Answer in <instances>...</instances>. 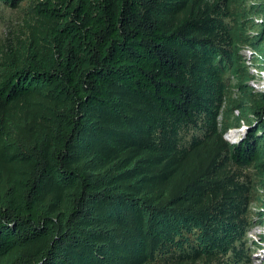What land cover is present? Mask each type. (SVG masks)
I'll use <instances>...</instances> for the list:
<instances>
[{
  "label": "trees",
  "instance_id": "trees-1",
  "mask_svg": "<svg viewBox=\"0 0 264 264\" xmlns=\"http://www.w3.org/2000/svg\"><path fill=\"white\" fill-rule=\"evenodd\" d=\"M32 13L27 39L0 50V264L246 260L256 193L264 221V92L249 85L264 0Z\"/></svg>",
  "mask_w": 264,
  "mask_h": 264
},
{
  "label": "rangeland",
  "instance_id": "rangeland-1",
  "mask_svg": "<svg viewBox=\"0 0 264 264\" xmlns=\"http://www.w3.org/2000/svg\"><path fill=\"white\" fill-rule=\"evenodd\" d=\"M37 0H26L21 3L18 9H10L0 5V50L4 47L5 44H11L12 46L17 45V40H25L30 32V26L35 24L33 19V5ZM247 4L250 5L249 0ZM242 54L244 57L249 60L251 58V52L247 49H244ZM251 73L253 74L254 79L249 85L257 90L258 84L264 81V70L262 73H259V70H255L253 67L250 68ZM258 91V90H257ZM236 115V112L234 113ZM238 130V138L235 142L239 141L245 130ZM235 131V129L230 130L226 135L225 139L229 143L234 142L228 138L229 133ZM234 142V143H235ZM256 191V190H255ZM260 193H256L253 196V202L251 205V226H249L247 235L245 237V242L248 247L246 255L250 252L249 256L246 257L241 264H264V221L263 225L258 223V217L256 215L257 209L261 206V203L258 201ZM211 264H233L228 259H222L214 261Z\"/></svg>",
  "mask_w": 264,
  "mask_h": 264
},
{
  "label": "bare ground",
  "instance_id": "bare-ground-1",
  "mask_svg": "<svg viewBox=\"0 0 264 264\" xmlns=\"http://www.w3.org/2000/svg\"><path fill=\"white\" fill-rule=\"evenodd\" d=\"M228 138L235 142L236 139L238 138V132L233 131V132L229 133ZM234 142H231V143H234Z\"/></svg>",
  "mask_w": 264,
  "mask_h": 264
},
{
  "label": "clouds",
  "instance_id": "clouds-1",
  "mask_svg": "<svg viewBox=\"0 0 264 264\" xmlns=\"http://www.w3.org/2000/svg\"><path fill=\"white\" fill-rule=\"evenodd\" d=\"M258 70V69H257ZM263 70H259V73H262ZM258 91L260 92H264V81L261 82L260 84H258L257 88H256ZM237 130V129H235Z\"/></svg>",
  "mask_w": 264,
  "mask_h": 264
},
{
  "label": "built area",
  "instance_id": "built-area-1",
  "mask_svg": "<svg viewBox=\"0 0 264 264\" xmlns=\"http://www.w3.org/2000/svg\"><path fill=\"white\" fill-rule=\"evenodd\" d=\"M257 1H262V0H250V3H255ZM245 129V127H241V131H243ZM240 130V129H239ZM238 131V130H237Z\"/></svg>",
  "mask_w": 264,
  "mask_h": 264
},
{
  "label": "water",
  "instance_id": "water-1",
  "mask_svg": "<svg viewBox=\"0 0 264 264\" xmlns=\"http://www.w3.org/2000/svg\"><path fill=\"white\" fill-rule=\"evenodd\" d=\"M236 132H238L237 130H235Z\"/></svg>",
  "mask_w": 264,
  "mask_h": 264
}]
</instances>
